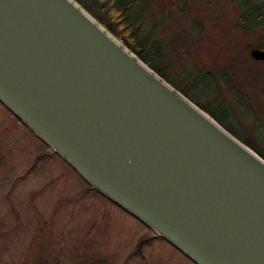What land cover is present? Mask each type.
Here are the masks:
<instances>
[{
    "label": "water",
    "instance_id": "1",
    "mask_svg": "<svg viewBox=\"0 0 264 264\" xmlns=\"http://www.w3.org/2000/svg\"><path fill=\"white\" fill-rule=\"evenodd\" d=\"M0 104L193 264H264V159L74 0H0Z\"/></svg>",
    "mask_w": 264,
    "mask_h": 264
},
{
    "label": "rangeland",
    "instance_id": "2",
    "mask_svg": "<svg viewBox=\"0 0 264 264\" xmlns=\"http://www.w3.org/2000/svg\"><path fill=\"white\" fill-rule=\"evenodd\" d=\"M192 21L201 22L203 32L183 41L186 60L176 72L200 65L214 72L242 52L235 48L241 38L234 30L235 7L224 1L193 0L183 16L176 14L162 26L159 36L167 43ZM252 62L251 67L264 70L261 62ZM231 95L224 91L228 101ZM252 111L253 122L239 119L245 136L264 150V102L253 104ZM257 119L262 126L254 129ZM33 135L14 124L0 104V264H30L36 248L50 264H193L164 240L153 239L139 221L88 191L90 186L60 157L46 155Z\"/></svg>",
    "mask_w": 264,
    "mask_h": 264
},
{
    "label": "trees",
    "instance_id": "3",
    "mask_svg": "<svg viewBox=\"0 0 264 264\" xmlns=\"http://www.w3.org/2000/svg\"><path fill=\"white\" fill-rule=\"evenodd\" d=\"M74 1L164 81L264 159V150L245 136L240 121L243 117L247 124L253 122L252 105L264 102V70L251 67L254 63L247 56L250 48L264 50V0H218L235 7L234 30L239 31L241 37L235 43V48L238 51L242 49V52L234 53L227 60L228 64L226 62L217 67L214 72L202 65L191 71H175L179 62L186 60L183 41L187 36L203 32L201 22L192 21L187 28L172 33V38L167 43L159 36L162 26L176 14L183 16L193 0ZM261 64L264 66V63ZM244 65H247L246 69L242 68ZM225 90L232 94L229 101L224 97ZM200 97L205 98L204 103L199 100ZM230 101L235 104L234 107ZM9 115L14 124L23 126L13 115ZM257 120L254 129L262 126V119ZM33 136L37 143L44 146L46 155L58 157L40 139ZM87 190L99 194L91 187ZM152 238L160 239L154 234ZM46 256L36 248L30 264H50Z\"/></svg>",
    "mask_w": 264,
    "mask_h": 264
}]
</instances>
